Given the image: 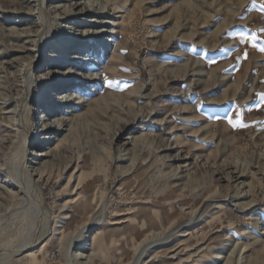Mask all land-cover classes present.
Here are the masks:
<instances>
[{"label": "rangeland", "instance_id": "374dc122", "mask_svg": "<svg viewBox=\"0 0 264 264\" xmlns=\"http://www.w3.org/2000/svg\"><path fill=\"white\" fill-rule=\"evenodd\" d=\"M44 11L51 29L20 129L40 5L0 0V264L39 237L35 263L64 264L84 225L100 230L86 251L95 264H129L168 233L139 264H211L217 253L216 264H264V0H45ZM29 148L39 155L29 169L41 168L31 178Z\"/></svg>", "mask_w": 264, "mask_h": 264}, {"label": "bare ground", "instance_id": "6f19581e", "mask_svg": "<svg viewBox=\"0 0 264 264\" xmlns=\"http://www.w3.org/2000/svg\"><path fill=\"white\" fill-rule=\"evenodd\" d=\"M104 2L108 5H112V4H117V3H125L126 0H104ZM44 3H45V0H39V5H40V14H39V18H40V22L42 23L43 25V29H42V32L40 33V35L38 36L39 37V40H38V43H37V58L35 61H31V62H28L25 66H24V72H25V77L27 78L26 80V84H27V93H25L24 97L22 98V101L20 102V104L18 105V111L16 112L17 116H15L16 118H18V124L20 126V129L22 127V125L25 126V119L28 118L30 116V113H31V108H30V103L32 102V98H31V94L29 92V88H30V85L34 82V76L31 75L30 77V73L32 74V72L38 68V65L40 64V55H41V52H42V49L45 47V45L47 44L46 40H47V34L48 32L50 31V24L47 20L48 18V15L47 13L44 11ZM102 9H97V8H94L93 10H88V13L89 12H101ZM109 34H113V32H110ZM49 40L51 39V36L48 38ZM70 40L69 39H64L62 40V43H61V46L65 45L66 48L64 50H68L70 48ZM58 44V43H56ZM59 47V46H58ZM36 49V48H35ZM63 49V48H62ZM107 51V47H105V42H102V43H98V46H97V55H96V58H97V62H100L98 63V65H100L99 67L103 66L105 64V61H104V58H103V53L105 54V52ZM116 51L114 50L113 52V55L111 56V59H113V61L115 62L117 60V55H114ZM110 58V56H109ZM107 66L103 67V69H105V71L107 72L106 75H107V78L108 80H111V78L113 77L114 75V72H115V66L116 64L114 63V65L111 67V66H108V63H106ZM29 76V77H28ZM33 76V77H32ZM84 78H80L78 81L74 80V79H71L69 81H67L66 83H62L60 80H55L53 81L52 83H49L48 86L44 87L43 89V93H40V97H48L47 95V88L48 87H52L53 84H57V86H61V88H66L67 86H73V87H76L78 86L79 84H81L82 82H84ZM92 80H96L97 81V84L98 86L102 85L99 83L98 79H92ZM92 80H89V81H92ZM25 82V81H24ZM83 96V95H82ZM38 98V97H37ZM79 101L81 100V96L77 98ZM70 105V100L66 99L65 100V103H61L59 105V107H64V106H69ZM80 105V103H76L75 105H73V109L71 108V110H69V114H74L76 115L77 114V108L78 106ZM76 109V110H74ZM59 112V111H57ZM43 113V112H42ZM41 113V114H42ZM13 114V113H12ZM40 114V115H41ZM43 116V115H42ZM41 116V117H42ZM63 118L64 117H61V118H56L55 121H57L58 123H60V127L63 125L62 121H63ZM43 120V119H42ZM27 121V119H26ZM74 121V120H73ZM42 124L44 125V129H46L47 132H51L53 131V129H51V126L50 125H45L44 121L42 122ZM24 128V127H23ZM28 129V128H27ZM26 129V130H27ZM30 129V128H29ZM58 130V129H57ZM25 131V129H24ZM29 131V130H28ZM23 133V131H22ZM20 135V134H19ZM22 135V134H21ZM37 136L38 135H35L32 133V137L34 138V141H35V144H37ZM29 137V136H28ZM23 138V137H22ZM20 141V140H19ZM23 142V141H22ZM33 142V141H32ZM19 143V142H18ZM29 147V146H28ZM21 148V147H20ZM32 148H29L27 149V151L23 154V161L21 159V167H22V171L25 173V174H28V176L31 178V177H34V176H37L39 175V173L41 172V168L40 169H29L30 168V165L31 164H34L35 163V160L38 158V154L37 152L31 150ZM18 151V150H17ZM22 152V151H21ZM24 152V151H23ZM13 155V154H12ZM20 155V153H19ZM6 158V157H5ZM5 161V160H4ZM12 162V161H11ZM18 163V162H17ZM44 168V167H42ZM21 169V168H20ZM21 171V170H20ZM17 173V172H16ZM22 173V172H21ZM20 173V174H21ZM10 174H12V172H10ZM14 174V172H13ZM23 174V173H22ZM25 175H23L24 177ZM27 176V175H26ZM25 176V177H26ZM9 177V175H8ZM14 179L15 178H18L17 181L14 182V185L15 188H18L19 192L21 194H23L24 196L26 195L25 193V190H24V187L22 185H20L18 183V180L20 182V178H23V177H17V176H13ZM9 179V178H8ZM27 179V178H26ZM28 180V179H27ZM22 181V180H21ZM35 181V180H34ZM26 184V181L22 182L23 185ZM30 183V182H29ZM29 183H27V185H30ZM19 195V194H18ZM20 196V195H19ZM15 197V196H14ZM13 198V197H12ZM36 205V204H35ZM13 206V205H12ZM5 210V209H4ZM11 210V209H10ZM17 210V209H16ZM2 211V210H1ZM6 211V210H5ZM4 211V213H5ZM2 214V212H1ZM9 214V213H8ZM18 214V212H17ZM20 214V212H19ZM11 215V214H10ZM14 215V214H13ZM3 216V215H2ZM6 216V215H5ZM8 216V215H7ZM11 218V217H10ZM10 220V219H9ZM5 222V221H4ZM3 222V223H4ZM12 222V221H11ZM97 222V221H96ZM99 223L102 222V216L101 218L98 220ZM2 223V221H1ZM2 225V224H0ZM98 225V224H97ZM92 226L88 227L87 225H84V226H81L79 231L75 232L74 233V236L70 239L71 241L66 245L64 246V249H63V260H64V264H95L94 262V258L92 256V253L90 255H88L86 253L87 250H89V247L91 246L92 242L96 239L97 235L99 234V231L98 229H94V230H91V231H88L89 228H91ZM2 230V229H1ZM51 230V229H50ZM48 230L47 233H50L54 236V230L50 231ZM1 233V231H0ZM171 236V233H168L167 235H165L164 237H162L161 239H158L156 241L153 240V242H150L148 244H146L145 246H143L142 248H140L135 256L131 259L130 263L129 264H139V262H141L142 258L144 257V255L149 252L150 250L152 249H155V248H158L159 246H161L163 243L167 242L169 237ZM264 240V239H262ZM39 241H40V237L37 238L36 240L34 241H28L20 246H18L17 248L13 249V250H10L9 252H7V254H2L1 255V258L4 257L6 255V257H4L6 260V263L5 264H22L21 262H19L16 257L20 256L21 254H25V257L27 258L26 262L24 264H36L34 259H35V256H38L40 255V253H42V251L45 250L46 248V245L47 243L43 244V245H40L39 244ZM260 241V240H259ZM22 243V242H21ZM75 245H77V247H75ZM40 246V249L37 250L38 252V255H36V251H32V248L34 247H38ZM263 248H264V241H263ZM1 247V246H0ZM7 250V249H6ZM5 251V250H4ZM8 251V250H7ZM41 251V252H40ZM158 253V252H157ZM47 255V254H46ZM133 256V255H132ZM221 258V255L220 253H217L216 256H215V260L212 261L211 264H216L217 263V260H219ZM246 257H242L240 259V262L241 260H245L243 262V264H250V262L248 261V259H246ZM150 260H153V258H151ZM150 260L148 262H150ZM4 262V261H3Z\"/></svg>", "mask_w": 264, "mask_h": 264}, {"label": "snow or ice", "instance_id": "6c2138e0", "mask_svg": "<svg viewBox=\"0 0 264 264\" xmlns=\"http://www.w3.org/2000/svg\"><path fill=\"white\" fill-rule=\"evenodd\" d=\"M244 56H245V58H247V53H244ZM229 124H230V125H232L233 127H235V126H236L235 124H233V123H232V121H231V120H229Z\"/></svg>", "mask_w": 264, "mask_h": 264}]
</instances>
